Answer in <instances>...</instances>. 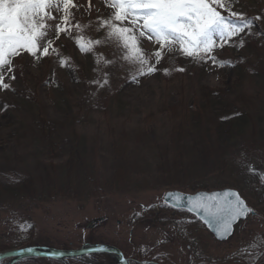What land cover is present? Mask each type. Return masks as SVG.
Listing matches in <instances>:
<instances>
[{
	"label": "rangeland",
	"instance_id": "374dc122",
	"mask_svg": "<svg viewBox=\"0 0 264 264\" xmlns=\"http://www.w3.org/2000/svg\"><path fill=\"white\" fill-rule=\"evenodd\" d=\"M75 2L82 7L73 10V22L91 21L83 35L101 39L105 30L97 31V17L108 18L113 10L104 0H91L90 11L88 0ZM234 10L264 16V0H239ZM252 31L241 34L244 47L214 51L234 66L197 63L173 52L138 83L128 79L127 65L106 67L109 84L103 88L89 83L101 75L94 71L95 55L81 53L64 34L55 44L70 67H61L55 55L35 63L26 53L17 57L16 80L5 79L15 91L0 90V252L105 244L135 264L153 255L159 264H264V184L247 171L252 165L264 172V23ZM239 39L233 38L237 45ZM141 44L146 52L155 50L146 39ZM95 53L113 59L116 49L102 44ZM40 117L57 128V149L40 138ZM73 147L80 164L70 168ZM15 173L33 176L38 191L16 196L11 190L19 184L4 182ZM226 188L238 191L259 214L238 222L226 241L163 200L173 190ZM253 241L256 246L249 247ZM141 245L147 246L143 254L136 251ZM244 248L249 255L237 254ZM13 264H115V259L102 253L67 263L33 257Z\"/></svg>",
	"mask_w": 264,
	"mask_h": 264
},
{
	"label": "snow or ice",
	"instance_id": "6c2138e0",
	"mask_svg": "<svg viewBox=\"0 0 264 264\" xmlns=\"http://www.w3.org/2000/svg\"><path fill=\"white\" fill-rule=\"evenodd\" d=\"M104 3L113 11L108 18L97 17V31L104 29L105 34L101 39L93 40L83 35L91 21L88 25L73 22V10L79 11L82 7L75 0H0V90L15 91L5 79L16 80V71L21 66L14 61L17 57L22 58L24 53L34 63L55 55L61 67H70V58L61 56L55 44L61 34L74 39L81 53L95 55L97 68L94 71L101 75L89 83L103 88L109 84L106 67L119 64L123 68L127 65L128 79L138 83L139 77L154 74L158 70L156 65L173 52L197 63L210 60L219 67L234 66L232 60L218 59L214 51L225 46L244 47L245 40L241 34L252 35L256 23H264V16L248 17L246 13L234 10L239 0H104ZM91 7V0H88L89 11ZM234 37H240L238 45ZM142 39L151 42L155 50L146 52ZM102 44H110L116 49L113 59L95 53L96 46ZM175 70L183 72L185 69ZM163 73L169 75L170 70L164 68ZM247 171L258 175L264 184V172L258 173L252 165H248ZM164 201L177 209L183 208L186 202L187 211L201 215L222 240L232 234L238 221L259 215L235 190L192 197L168 193ZM12 222L15 223V218ZM178 226L187 235L182 222H178ZM19 227L25 226L21 224ZM261 239H264V234ZM255 246L254 241L250 242L249 247ZM20 251L32 252L34 249L28 247ZM136 251L143 254L147 246L141 245ZM237 254L250 253L248 248H244L237 250ZM159 261L160 257L153 255L150 259H143L142 264H159ZM127 264H135V261L129 257Z\"/></svg>",
	"mask_w": 264,
	"mask_h": 264
},
{
	"label": "water",
	"instance_id": "95a60500",
	"mask_svg": "<svg viewBox=\"0 0 264 264\" xmlns=\"http://www.w3.org/2000/svg\"><path fill=\"white\" fill-rule=\"evenodd\" d=\"M225 190H234V189L226 188V189L216 190V191H212V192L198 191L194 194H186V193H182L180 191L173 190V191H168L166 194H168V193H179L185 197H192V196H195L196 194H211L214 192H223ZM166 194L164 195V197L166 196ZM164 197H163V200H164ZM167 206H169V205H167ZM169 207L177 209V208L172 207V206H169ZM177 210H186L187 211L186 202H185V205L183 208L177 209ZM189 213L194 215L214 235V237L218 241L228 240L233 235L235 226L238 224V222H240V221H238L233 226L232 234L227 239L222 240V239H219L217 237L215 231L212 228H210L204 222L201 215L196 214V213H192V212H189ZM100 220H102V218L93 220L92 222H90L87 225V227L94 226ZM28 247H31L32 249H34V251H32V252H27V251L21 252L20 251L21 249H25ZM99 253H105V254L111 255L115 259L116 264H127V258L124 256V254L118 248H116L114 246H110V245H105V244H91V245L83 246L80 249H73V250H63V249H57V248H51V247H40V246H26V247H23L20 249L0 252V262L6 258H12V260L8 264H13L14 262L19 261V260L33 258V257H39V258H52V259L60 260V261L67 263L68 258H76V257L83 256V255L99 254ZM137 264H142V262L137 263Z\"/></svg>",
	"mask_w": 264,
	"mask_h": 264
},
{
	"label": "trees",
	"instance_id": "16d2710c",
	"mask_svg": "<svg viewBox=\"0 0 264 264\" xmlns=\"http://www.w3.org/2000/svg\"><path fill=\"white\" fill-rule=\"evenodd\" d=\"M38 129H39L40 138L44 140L46 143H48V145L51 146L52 149H57L55 144L57 143L56 141H58L56 139L58 138V135H57L58 131L54 123L52 121L50 122L48 119H46V117H40L38 119ZM183 129H184L183 125L180 124V132H184ZM180 142H181L180 138L177 139V141H175L174 143L175 146L178 147ZM68 154H70L69 162H68L69 164L67 165L68 167L70 166L71 168V166H76L80 164L79 162L80 155H79L78 147H73L72 149H70V152ZM15 174L11 176H8L10 174L6 175L4 182H8V180H10L9 183L19 184L17 188H14L11 190L15 192L16 196L20 195V192H23V191L28 192L30 189H32V191L34 192L38 191V189H36L37 187L35 186V180L33 176L31 175L23 176L22 174L21 175H18V174L15 175Z\"/></svg>",
	"mask_w": 264,
	"mask_h": 264
},
{
	"label": "flooded vegetation",
	"instance_id": "af4514ba",
	"mask_svg": "<svg viewBox=\"0 0 264 264\" xmlns=\"http://www.w3.org/2000/svg\"><path fill=\"white\" fill-rule=\"evenodd\" d=\"M102 254V253H101ZM140 262H142V261H137V263H140ZM115 264H116V261H115Z\"/></svg>",
	"mask_w": 264,
	"mask_h": 264
}]
</instances>
